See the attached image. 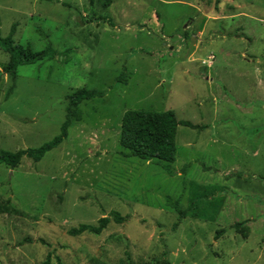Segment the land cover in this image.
<instances>
[{
    "label": "rangeland",
    "instance_id": "374dc122",
    "mask_svg": "<svg viewBox=\"0 0 264 264\" xmlns=\"http://www.w3.org/2000/svg\"><path fill=\"white\" fill-rule=\"evenodd\" d=\"M14 24L57 55L14 80L0 48V152L57 137L74 92L104 97L39 163L0 166V264H264V0H0V35ZM127 111L200 127H178L171 174L127 156ZM196 192L206 220L180 219ZM112 213L100 236L68 234Z\"/></svg>",
    "mask_w": 264,
    "mask_h": 264
},
{
    "label": "trees",
    "instance_id": "16d2710c",
    "mask_svg": "<svg viewBox=\"0 0 264 264\" xmlns=\"http://www.w3.org/2000/svg\"><path fill=\"white\" fill-rule=\"evenodd\" d=\"M17 26L14 24L7 37L0 35V48L9 55V62L3 67V72L10 74L13 79H16L17 70L20 66L33 65L52 58L57 55V52L52 48H47L41 52H34L30 47H23L15 42ZM104 97V92L88 91L85 89L78 90L69 96V105L67 107L66 120L62 125L60 134L52 141L44 144L36 149L20 150L17 152L1 151L0 166L4 165L10 168L18 167L24 158L32 159L35 163H39L47 153L58 148L69 135V128L74 120L79 121V106L83 101H88L96 98ZM182 125L192 129L200 128L194 126L190 122L178 121L174 111L166 112H145V111H127L123 117L120 133V145L128 152L127 156L137 157L144 161H162L167 163L164 170L171 172L170 164L176 161L177 146L176 138L178 127ZM204 191L206 187H198ZM214 189V188H212ZM206 198L204 194L198 195L196 192L191 203L190 210L178 211L180 219H185L191 216L195 219H205L204 207H199L201 199ZM210 199V198H208ZM224 199L216 202L218 207H222ZM215 203V202H213ZM199 209L200 212H196ZM203 210V212H201ZM111 221L116 224H123L125 218L119 213H112V216L103 217L98 221V225L82 224L78 228H72L68 234L76 237L84 233H90L100 236L110 225ZM241 223H237L234 227L244 238H248L247 229L241 228ZM177 225H175L176 227ZM128 255V254H127ZM51 255L47 257L49 264ZM120 264H131L129 255L126 260Z\"/></svg>",
    "mask_w": 264,
    "mask_h": 264
}]
</instances>
